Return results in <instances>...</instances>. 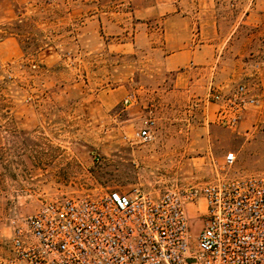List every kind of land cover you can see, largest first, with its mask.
I'll return each mask as SVG.
<instances>
[{"label":"rangeland","instance_id":"rangeland-1","mask_svg":"<svg viewBox=\"0 0 264 264\" xmlns=\"http://www.w3.org/2000/svg\"><path fill=\"white\" fill-rule=\"evenodd\" d=\"M165 1L0 0V41L13 36L19 48L0 56V255L45 200L199 185L226 153L227 173H264V134L214 122L209 91L189 92L179 70L163 69L173 1L144 8ZM148 118L154 137L141 141Z\"/></svg>","mask_w":264,"mask_h":264},{"label":"built area","instance_id":"built-area-1","mask_svg":"<svg viewBox=\"0 0 264 264\" xmlns=\"http://www.w3.org/2000/svg\"><path fill=\"white\" fill-rule=\"evenodd\" d=\"M252 85L211 88L212 120L238 131L257 105ZM153 124L136 137L151 140ZM234 161L226 153L212 178L156 195L130 186L45 200L13 225L0 264H264V173H227Z\"/></svg>","mask_w":264,"mask_h":264},{"label":"crops","instance_id":"crops-1","mask_svg":"<svg viewBox=\"0 0 264 264\" xmlns=\"http://www.w3.org/2000/svg\"><path fill=\"white\" fill-rule=\"evenodd\" d=\"M167 1L144 9L156 12ZM172 1V13L161 22L163 69L179 70L177 81L195 94L240 81L253 84L257 105L244 112L238 131L264 134V0ZM18 55L15 37L0 41V56Z\"/></svg>","mask_w":264,"mask_h":264},{"label":"trees","instance_id":"trees-1","mask_svg":"<svg viewBox=\"0 0 264 264\" xmlns=\"http://www.w3.org/2000/svg\"><path fill=\"white\" fill-rule=\"evenodd\" d=\"M37 47H40V46H39V44H38V46H37Z\"/></svg>","mask_w":264,"mask_h":264}]
</instances>
